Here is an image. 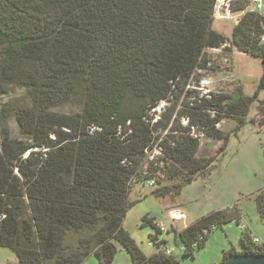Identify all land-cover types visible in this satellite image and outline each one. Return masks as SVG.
Wrapping results in <instances>:
<instances>
[{"label": "trees", "instance_id": "1", "mask_svg": "<svg viewBox=\"0 0 264 264\" xmlns=\"http://www.w3.org/2000/svg\"><path fill=\"white\" fill-rule=\"evenodd\" d=\"M216 4L0 0V97L20 89L28 102L0 108V248L12 250L18 264H85L92 256L113 264L118 244L132 264H180L163 251L155 218L142 220L154 230L150 257L124 229L132 185L154 181L157 198L180 196L226 152L230 134L218 129L226 118L237 122L236 133L257 104L264 127V16L248 11L249 2L235 6L245 13L228 39L214 29ZM228 44L262 62L255 94L239 87L179 106L180 94L207 69V52ZM76 99L79 113L53 112ZM164 102L174 103L155 121ZM12 116L27 140L12 137ZM202 137L222 142L217 154L199 156ZM161 176L172 185L159 188ZM255 200L264 223V189ZM241 220L234 205L180 231L172 225L168 234L185 246L183 257L194 258L213 232ZM241 244L219 264L264 255L248 231Z\"/></svg>", "mask_w": 264, "mask_h": 264}, {"label": "rangeland", "instance_id": "2", "mask_svg": "<svg viewBox=\"0 0 264 264\" xmlns=\"http://www.w3.org/2000/svg\"><path fill=\"white\" fill-rule=\"evenodd\" d=\"M263 9L259 12L264 15ZM251 7V8H250ZM250 10L255 6L250 5ZM234 21L217 20L215 18L214 29L223 32L230 39ZM209 61L206 70H201L195 76L194 81L180 94L179 106L183 102H189L195 96H202L206 92L231 94L235 89L241 87L245 95L253 96L263 74L262 62L250 55L239 52L230 44L217 50L207 52ZM24 90L16 89L11 97H0V108L6 103H28ZM264 101V92L260 94ZM174 103V102H173ZM173 103H162L155 111V121L166 108ZM81 110V103L76 99L67 105L55 108L54 113L59 115H74ZM255 121L252 124V121ZM257 104H255L246 118L247 124L234 132L237 122L226 118L218 129L230 134V140L226 152L219 156L214 169L205 177L197 178L191 185L183 188L180 196L157 198L153 191L139 183L132 185L130 193L131 208L128 210L123 223L124 229L130 234L138 247L147 256L156 253V246L151 241L154 230L150 227H142V220L149 216L155 218L164 228L165 233L159 239L167 241V247L175 249V257L180 264H219L223 259L225 250L235 247L242 250L241 236L238 223L233 222L213 232L207 241L205 248L196 249L195 257H183L174 241V234H168L171 221L169 212L178 209L186 214V219L179 226H189L202 216L237 205L241 210L242 223L261 230L260 246H264V223H261L258 214L255 195L264 189V127L259 122ZM187 121L183 120V125ZM8 126L12 137L27 140L18 126L16 119L12 116L8 120ZM195 134V131H193ZM198 133H196L197 135ZM204 136V135H202ZM222 142L212 138L202 137L199 156L206 157L217 154ZM159 156V151H155ZM159 188L171 186L172 183L165 181L163 176L158 178ZM0 264H18L16 254L7 248H0ZM85 264H100L95 256L90 257ZM113 264H132L131 258L121 245L118 244V252Z\"/></svg>", "mask_w": 264, "mask_h": 264}, {"label": "built area", "instance_id": "3", "mask_svg": "<svg viewBox=\"0 0 264 264\" xmlns=\"http://www.w3.org/2000/svg\"><path fill=\"white\" fill-rule=\"evenodd\" d=\"M246 2H249L250 5L253 4L255 6L256 11H260L263 9L262 0H217V4L215 7V18L217 20H226V19L231 20V21H234V23L238 24L239 21L241 20L242 16L244 15L245 11H237V10H235L234 7L237 5L246 3ZM205 92H206L205 94L210 93L209 91H205ZM146 187H148V188L156 187L155 182L154 181H148L146 183ZM169 217H170V221L172 222V225H173L175 222H180V221L185 220L186 214H184L180 210H173V211L169 212ZM239 228L242 232L247 231V228L245 225L241 224L239 226ZM253 242L255 244H258L259 240L256 238H253ZM178 250L183 253L186 250V248H185V246L181 245L180 247H178ZM163 251L168 256L174 255V253H175V249L167 247V245L163 249Z\"/></svg>", "mask_w": 264, "mask_h": 264}, {"label": "crops", "instance_id": "4", "mask_svg": "<svg viewBox=\"0 0 264 264\" xmlns=\"http://www.w3.org/2000/svg\"><path fill=\"white\" fill-rule=\"evenodd\" d=\"M251 8V7H250ZM250 8H248V11H256V10H250ZM259 12V11H258ZM264 16V15H263ZM237 24L235 23L234 24V26H233V28H232V30H231V35H230V37L232 36V32H233V29L235 28V26H236ZM216 31H218V30H216ZM218 32H220V31H218ZM220 33H222V34H224L223 32H220ZM225 35V34H224ZM174 210H178V209H174ZM171 211H173V210H171ZM242 218H243V215H242ZM157 221V220H156ZM181 222V221H180ZM180 222H175L173 225L177 228L178 227V225H180ZM171 223V225H172V222H170ZM262 223V222H261ZM157 224H158V226L163 230V233H165V228L159 223V222H157ZM241 224L242 225H245L246 226V228H247V231L251 234V236H252V238H256V239H258L259 240V243L257 244V245H259L260 246V235H261V230H259L258 228H255V227H253V226H250V225H247V224H244V223H242V220H241ZM181 229L180 230H183V229H185L186 227H188V226H179ZM179 230V231H180ZM167 233H168V231H166ZM162 236V235H161ZM161 238V237H160ZM163 239V238H162ZM228 250V249H227ZM238 251H240V250H238ZM157 252V251H156ZM145 254V253H144ZM146 255V254H145ZM147 256V255H146ZM147 257H150V256H147Z\"/></svg>", "mask_w": 264, "mask_h": 264}, {"label": "water", "instance_id": "5", "mask_svg": "<svg viewBox=\"0 0 264 264\" xmlns=\"http://www.w3.org/2000/svg\"><path fill=\"white\" fill-rule=\"evenodd\" d=\"M223 264H264L263 256L235 255L230 257Z\"/></svg>", "mask_w": 264, "mask_h": 264}]
</instances>
